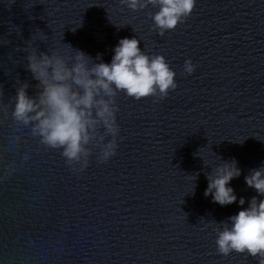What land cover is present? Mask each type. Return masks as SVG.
<instances>
[{
    "label": "water",
    "instance_id": "obj_1",
    "mask_svg": "<svg viewBox=\"0 0 264 264\" xmlns=\"http://www.w3.org/2000/svg\"><path fill=\"white\" fill-rule=\"evenodd\" d=\"M157 11L120 0H0V177L14 168L0 179V264H258L219 254L213 221L264 199L244 179L264 166V0H197L163 36ZM125 37L163 55L177 88L162 100L120 93L116 155L97 163L95 148L73 172L12 120L17 87L36 91L29 44L110 63ZM233 159L242 170L229 184L237 202L221 206L205 197V174Z\"/></svg>",
    "mask_w": 264,
    "mask_h": 264
},
{
    "label": "clouds",
    "instance_id": "obj_2",
    "mask_svg": "<svg viewBox=\"0 0 264 264\" xmlns=\"http://www.w3.org/2000/svg\"><path fill=\"white\" fill-rule=\"evenodd\" d=\"M196 2L120 0L133 11L149 5L157 7L151 18L160 36L183 23L194 11ZM139 44L140 40L135 37L120 39L110 63L103 62L99 54L94 60L71 46L75 55L66 58L59 50L41 51L29 44L33 50L26 56V69L37 84L34 95H29L28 83L16 89L11 116L17 130L20 126L30 129L31 136L38 138L40 145L59 151L73 172H82L88 167L95 148L99 149L97 163H106L118 148V95L124 93L137 101L149 97L162 100L177 88L176 73L165 57L149 56ZM195 68L190 59L185 61L186 74L191 75ZM20 139L15 136L12 143L18 145ZM23 159L30 157L25 154ZM8 169L0 179H6L14 170L12 165ZM241 171L234 159L221 162L205 174L208 181L205 197L211 196L221 206L236 203L237 196L229 184L240 177ZM244 179L248 187L264 197V166L250 170ZM248 203V208L226 221H213L217 252L224 256L232 252L246 253L257 258L258 264H264V199L253 196ZM244 204L245 198L240 197L239 205Z\"/></svg>",
    "mask_w": 264,
    "mask_h": 264
}]
</instances>
